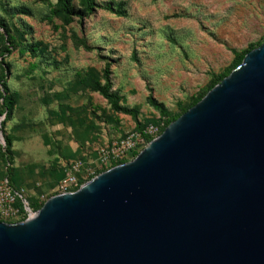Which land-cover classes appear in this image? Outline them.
I'll use <instances>...</instances> for the list:
<instances>
[{"label":"rangeland","instance_id":"374dc122","mask_svg":"<svg viewBox=\"0 0 264 264\" xmlns=\"http://www.w3.org/2000/svg\"><path fill=\"white\" fill-rule=\"evenodd\" d=\"M70 1L75 12L84 7ZM95 1V12L73 13L67 24L55 0H0L15 48L5 59L7 95L16 100L0 127V150L5 135L14 157L10 180L33 214L61 194L70 172L83 186L147 146L135 138L130 152L117 147L140 134L96 90L106 68L120 104L136 109L143 130L158 137L168 118L211 91L237 54L264 43V0ZM6 45L0 38V78ZM4 111L0 97V123ZM7 170L0 156V182ZM27 218L22 212L0 221Z\"/></svg>","mask_w":264,"mask_h":264},{"label":"water","instance_id":"95a60500","mask_svg":"<svg viewBox=\"0 0 264 264\" xmlns=\"http://www.w3.org/2000/svg\"><path fill=\"white\" fill-rule=\"evenodd\" d=\"M0 264H264V43L133 161L0 222Z\"/></svg>","mask_w":264,"mask_h":264},{"label":"trees","instance_id":"16d2710c","mask_svg":"<svg viewBox=\"0 0 264 264\" xmlns=\"http://www.w3.org/2000/svg\"><path fill=\"white\" fill-rule=\"evenodd\" d=\"M55 1L60 6V8L55 11V13L57 15H62L64 17L65 23H67V24H69L73 21V18H72L73 13H76L80 17H84V15L92 14L93 12H95V9L99 7L95 0H82L84 7L80 11L75 12L74 7H73L70 0H55ZM7 26L8 25L6 23V19L3 18L2 16H0V38L2 40H4V42H7V44H9V45H6L4 52H2V54H1V58H2L1 59V65H2L3 72H2V75L0 78V86L2 87V94H0V97L2 99V107L4 110H6L3 113H1V115H5L4 120L0 123V127L2 128V130H4L6 123L10 119L11 112L13 111L14 106L16 105V100L12 96L7 95L9 92V89H8V86L6 83V78L8 77V67L9 66H8V64L5 63V59L8 58L9 56H11L14 52V49H15L14 43L13 44L9 43V41H11V40L9 37ZM254 49H256V48H252L250 50H247L243 54H237V61L233 65V67L225 70V72H223V74L220 76V78L218 80H215L212 83V85L210 86V90H212L216 85L221 83L222 80H224L226 77H228L239 65H241L245 56ZM104 77H105V84L103 86L97 85L96 90H98L100 92V94L106 100H108V102L111 104V106L115 112L125 114V115H128V116L133 118V120L136 123V131L141 135V137L144 140V143L146 145H148L156 137L152 136L151 134H148L147 132H145L143 130L142 125L139 121V114H138V111L136 109L128 108V107L122 106L120 104V100H119L118 96L116 95V93H114L112 91V82L110 79L109 68L105 69ZM201 100L202 99L193 100L192 103L188 106V108L185 109L183 112L168 118V120L166 121L165 129L171 123H173L178 118H180L183 114H185L189 109H191L196 104H198ZM4 137H5L4 140L6 143V147H5V149L2 148L0 150V156L4 160V162L6 163V166L8 168V170L6 172V177H7V179L9 178L8 181L10 182V185L14 189H18L14 185V183L10 180V177L12 176L11 166L13 165V162H14V157H13L12 153L10 152V149L12 147V142L5 135H4ZM0 222H2V221H0Z\"/></svg>","mask_w":264,"mask_h":264},{"label":"built area","instance_id":"2783aa9c","mask_svg":"<svg viewBox=\"0 0 264 264\" xmlns=\"http://www.w3.org/2000/svg\"><path fill=\"white\" fill-rule=\"evenodd\" d=\"M152 136L153 133H151ZM135 138H139L144 142L143 138L138 134H133L132 136L122 140L117 147L122 148L124 151H130L135 149L133 140ZM133 143V145H132ZM129 151V152H130ZM114 153V152H113ZM79 182L76 176L70 172L68 176L61 182L60 184V191L61 194L63 193H70L75 192L74 190L79 188ZM23 190L14 189L8 179L0 182V218L1 219H8L13 216L20 215V213H27L30 216L33 213L30 211L27 203L23 199Z\"/></svg>","mask_w":264,"mask_h":264}]
</instances>
